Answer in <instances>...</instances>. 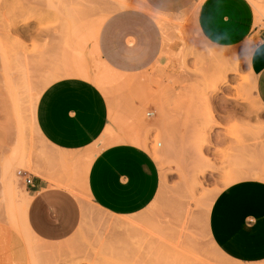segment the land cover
I'll return each mask as SVG.
<instances>
[{
  "label": "rangeland",
  "instance_id": "obj_1",
  "mask_svg": "<svg viewBox=\"0 0 264 264\" xmlns=\"http://www.w3.org/2000/svg\"><path fill=\"white\" fill-rule=\"evenodd\" d=\"M116 9V0H0V264H237L212 242L208 220L233 178L264 179V107L249 69L256 32L219 46L199 37L192 9L157 14L162 27L131 17L112 37L115 68L101 50L103 28L141 12ZM71 77L99 80L110 105L105 134L81 154L53 149L36 120L44 90ZM102 143L133 144L157 162L159 194L142 213L114 217L93 204L87 174ZM20 172L55 186L40 194L49 209L68 203L60 188L78 200L69 239L52 243L28 227L33 188Z\"/></svg>",
  "mask_w": 264,
  "mask_h": 264
},
{
  "label": "crops",
  "instance_id": "obj_2",
  "mask_svg": "<svg viewBox=\"0 0 264 264\" xmlns=\"http://www.w3.org/2000/svg\"><path fill=\"white\" fill-rule=\"evenodd\" d=\"M116 1V10L141 12L119 14L103 28L106 18L99 29L96 54L99 56L102 50L105 60L115 68L122 67V56L112 50V37L131 17L144 23L143 27L147 26L145 20L149 26L162 27L157 14L175 16L192 9L199 37L219 46L240 45L256 32L258 43L251 53L249 69L255 79L256 98L264 107V28L258 33L255 29L264 24V0H139V5L133 0ZM102 28L100 50L98 40ZM101 63L123 75L107 62ZM36 120L42 137L53 149L81 154L105 134L110 123V105L96 84L76 77L64 78L44 90L37 105ZM101 146L87 174V189L93 204L114 217L142 213L159 194L161 173L157 162L149 152L130 143L107 146L102 143ZM33 179L28 227L30 223L40 237L52 243L69 239L81 223L78 200L60 188L68 203L60 205L58 210L49 209L40 194L55 186L42 177ZM208 225L212 242L227 259L237 264H263L264 181L246 179L225 188L212 205Z\"/></svg>",
  "mask_w": 264,
  "mask_h": 264
},
{
  "label": "bare ground",
  "instance_id": "obj_3",
  "mask_svg": "<svg viewBox=\"0 0 264 264\" xmlns=\"http://www.w3.org/2000/svg\"><path fill=\"white\" fill-rule=\"evenodd\" d=\"M258 9V8H257ZM157 20H158V17H157ZM106 68L107 69H109L108 68V66H106ZM110 70V69H109ZM78 71V70H77ZM79 73H78V75L80 76V77H82V78H86V79H88V76H87V73H85V72H82V70L80 71V69H79V71H78ZM75 74V73H74ZM76 76V75H75ZM77 77V76H76ZM98 81V84L97 85H101V82L99 81V80H97ZM97 81H95V82H97ZM132 141V140H131ZM134 143L135 144H139V145H143V144H141V141H134ZM145 147V146H144ZM244 178L243 177H241V176H239V177H236V178H233V180H232V182H233V184H235V183H238V182H240V181H242ZM261 180V179H260ZM262 181H264V179H262ZM26 204H27V202H26ZM26 206V205H25ZM23 220V219H22ZM24 220H25V218H24ZM24 226V225H23ZM27 226V225H26ZM26 229H27V227H26ZM28 233H29V231H27ZM31 234V233H30ZM50 254V252H48V250H47V253L46 254Z\"/></svg>",
  "mask_w": 264,
  "mask_h": 264
},
{
  "label": "built area",
  "instance_id": "obj_4",
  "mask_svg": "<svg viewBox=\"0 0 264 264\" xmlns=\"http://www.w3.org/2000/svg\"><path fill=\"white\" fill-rule=\"evenodd\" d=\"M19 175L21 176V178L24 179V182L27 186H29V187L33 186V184H34L33 177H31L30 175L29 176L25 175V174H23V172H20Z\"/></svg>",
  "mask_w": 264,
  "mask_h": 264
}]
</instances>
